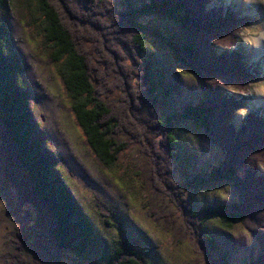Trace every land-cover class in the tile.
Returning <instances> with one entry per match:
<instances>
[{
  "label": "trees",
  "instance_id": "obj_1",
  "mask_svg": "<svg viewBox=\"0 0 264 264\" xmlns=\"http://www.w3.org/2000/svg\"><path fill=\"white\" fill-rule=\"evenodd\" d=\"M10 1L0 0V15ZM69 1L37 0L36 7L54 47L49 62L60 64L59 74L74 98L71 109L86 144L106 166L115 164L129 144H140L151 163L154 187L182 212L192 239L199 241L194 249L204 250L208 260L216 259L213 264H228L226 258L213 255L217 244L204 230L207 222L215 218L224 230L238 223L264 232V182L256 177V162L264 165V123L250 116L247 131L240 129L237 135L232 116L237 102L228 100L220 87L241 85L248 66L238 60L235 67L237 56L229 62L215 53L216 48L240 44L247 19L228 11H208L211 0H142L138 7L130 1L115 15L113 5L103 0H86V6ZM150 17L169 19L181 35L175 38L170 28L142 23ZM156 41L166 54L150 50L149 43ZM26 69L11 26L0 18V183L12 184L14 193L34 208L38 231L28 244L33 256L42 258L41 264H53L60 249L89 260L102 248V238L66 182L63 158L50 149L36 119L33 98L21 80ZM184 74L203 91L193 102L191 90L180 80ZM115 92L119 96L113 102L110 94ZM142 109L150 118L140 116ZM165 110L169 114L164 115ZM255 110L262 111L245 108L243 119ZM195 135L205 136L227 156L205 175L175 181V151L182 142L197 139ZM122 136L130 137L131 143L120 140ZM221 181L242 194L240 203L200 210L190 205L188 192ZM104 222L120 233L118 246L104 264H145L138 242L122 224ZM246 263L264 264V252Z\"/></svg>",
  "mask_w": 264,
  "mask_h": 264
},
{
  "label": "rangeland",
  "instance_id": "obj_2",
  "mask_svg": "<svg viewBox=\"0 0 264 264\" xmlns=\"http://www.w3.org/2000/svg\"><path fill=\"white\" fill-rule=\"evenodd\" d=\"M73 1L69 2L77 5L84 3V6L88 3L86 0H75L74 3ZM130 1L138 7L142 0H103L104 3L113 5L114 15L131 5ZM36 6L37 0H11L0 18L11 26L16 51L27 64L21 80L33 98L36 119L45 130L50 149L63 158V175L66 182L103 242L102 248L89 260L63 252V264L105 263L120 240L119 231L115 227H108L104 222L106 220L121 223L129 236L138 242L137 250L143 256L145 264L217 262L216 259L208 260L204 250L197 252L194 249L199 246V241L192 239L182 212H178L176 205L154 187L151 163L140 144L131 143L128 136L120 137V140H129L131 144L121 152L118 161L112 166H106L86 144L84 131L78 125L71 109L74 98L59 74L60 64L49 62L54 54V47L47 39L41 12ZM207 10L221 13L228 11L240 19H247L248 27L239 33L240 44L236 47L235 44L225 45L215 51L221 60H228L226 55L232 54L229 62L237 56L233 61L235 67H238V60L249 67L248 71H242L247 78L239 83L241 85L220 87L228 100L234 98L237 102L232 116L233 124L238 128V135L240 129L247 131L244 127H247L246 121L250 116L252 119L257 117L264 123L262 111L255 110L242 119L244 124H239V119L244 117L245 108L252 109L256 105L264 104V52L258 48L261 45L254 43L264 35V0H211ZM144 22L157 23L160 30L170 28L169 32L175 38L181 35L179 26L169 22L167 18L150 17L142 23ZM148 47L158 56L162 51L167 53L164 46L157 41L156 45L149 43ZM151 51L148 50V54ZM180 77L181 75H178V78ZM180 80L193 94L189 102H193L198 94L203 93L192 76L184 74ZM110 96V100L115 102L119 94L115 92ZM242 98L243 104L240 102ZM137 104H140V100ZM167 114L169 110L164 111V115ZM140 116L144 120L150 118L149 113L143 109ZM195 137L197 139H188L179 144L175 151L172 174L175 181H191L197 175H205L219 166L221 160L227 156L226 151L214 145L205 136ZM263 166L260 161L256 162V177L259 176L264 182ZM187 197L190 205L195 210H200L213 204L240 203L242 194L233 189L230 183L221 181L188 192ZM105 211H108L109 215L106 216ZM31 213L34 216L33 207ZM262 227L264 230V226ZM204 230L211 233L216 240L217 250L213 251V255H216V258H226L228 264H244L264 252V232H252L238 223L233 229L224 230L215 218L206 223Z\"/></svg>",
  "mask_w": 264,
  "mask_h": 264
},
{
  "label": "flooded vegetation",
  "instance_id": "obj_3",
  "mask_svg": "<svg viewBox=\"0 0 264 264\" xmlns=\"http://www.w3.org/2000/svg\"><path fill=\"white\" fill-rule=\"evenodd\" d=\"M12 187V184L0 183V264H41L42 258H35L28 242H32L35 217L31 206ZM56 251L57 259L53 264H63V252Z\"/></svg>",
  "mask_w": 264,
  "mask_h": 264
},
{
  "label": "bare ground",
  "instance_id": "obj_4",
  "mask_svg": "<svg viewBox=\"0 0 264 264\" xmlns=\"http://www.w3.org/2000/svg\"><path fill=\"white\" fill-rule=\"evenodd\" d=\"M255 43V45H261V47H258V48H261L263 51L262 52H264V35H263V37L261 38V40H258L257 42H254Z\"/></svg>",
  "mask_w": 264,
  "mask_h": 264
}]
</instances>
